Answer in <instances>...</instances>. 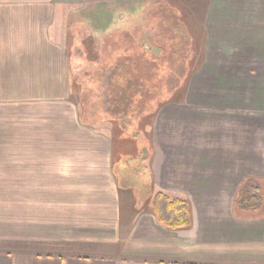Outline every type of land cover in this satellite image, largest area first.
Wrapping results in <instances>:
<instances>
[{
    "label": "rangeland",
    "instance_id": "374dc122",
    "mask_svg": "<svg viewBox=\"0 0 264 264\" xmlns=\"http://www.w3.org/2000/svg\"><path fill=\"white\" fill-rule=\"evenodd\" d=\"M183 1L95 0L66 6L56 46L47 48L48 64L39 44L31 49L43 53L31 54L29 63H10L0 70L8 74L0 81V251L70 254L62 238L70 225L63 223L62 212L75 196L86 202L102 199L97 195L103 191L94 187L105 179L88 175L99 169L87 165L96 159L117 161L114 156L138 154L131 158L139 165L128 164L118 177L124 184L144 185L142 162L151 159L152 171L154 158L166 169L172 167L167 159L174 158L178 176L216 173L224 168L210 165L223 156L217 148L228 138L245 146L250 129V150L242 148L241 153L252 154V165L241 174L252 173V183L260 187L262 180L264 186V53L207 54L202 23L189 20L201 19L204 7L199 3L195 13L185 11ZM19 65L27 69L10 68ZM234 65L235 71L229 68ZM231 76L252 79V101L234 102L228 114L218 108L214 80ZM21 80L33 86L5 83ZM124 96L131 107L122 115L114 108L123 109L118 103ZM118 125L136 141L116 142L115 132L120 140L126 137ZM167 126L182 140H172L171 132L163 131ZM203 158H209L208 165L200 162ZM79 162L86 165L74 166ZM65 174L80 176L73 181ZM106 182L117 181L110 174ZM138 193L147 192L142 186ZM146 201L122 195L123 221L153 218Z\"/></svg>",
    "mask_w": 264,
    "mask_h": 264
},
{
    "label": "crops",
    "instance_id": "0c3cea01",
    "mask_svg": "<svg viewBox=\"0 0 264 264\" xmlns=\"http://www.w3.org/2000/svg\"><path fill=\"white\" fill-rule=\"evenodd\" d=\"M90 1L95 0H0V70L9 69L10 63H29L31 54L43 53V50L33 52L31 49L39 44L46 49L45 62L48 64L47 48L56 46L54 37H59L57 24L64 17L66 6L79 7ZM186 1L189 0L183 1L185 11L191 8L195 13L199 3L204 7L200 13L201 19L192 17L189 20H200L202 23L201 29L205 32L202 36L207 38V54L264 53V0L189 1L188 4L193 7ZM194 13L192 15L196 16ZM33 61L36 62L35 59ZM224 62L226 64L227 60L224 59ZM239 64L242 65L241 61ZM236 66L229 68L235 71ZM10 68L27 69V66ZM7 76V73L0 72V81ZM214 81L218 82L215 89L218 108L226 110L228 114H231L234 102L252 101V79L231 76L217 77ZM5 83L10 86H33L24 80ZM1 85L3 82H0ZM170 130L169 126L163 127L165 132ZM250 132L248 129L246 141L242 143L245 146H241L239 140L232 143L228 138L229 143L226 141L225 145L224 141L217 148L218 155L222 153L223 156L217 157L210 165L224 168L216 173L178 176L176 170L172 169L177 164L174 158L167 159L168 165L172 166L168 169L159 167L164 163L154 158L152 171L149 168L151 159L142 162L146 166L144 185L139 182L124 184L118 181V177L128 171V164H137L138 159L115 161L112 157L90 161L87 164L89 167L99 169L88 175L105 179L103 185L94 187L96 191H103L97 195L102 199L86 202L79 200L80 196H75L76 200L70 202L62 212L63 223L70 225V233L62 236L63 243L70 247L71 253L56 255L0 251V264H264V200L261 208L252 215L242 216L236 211V200L243 181L246 177L252 179V173L241 174L252 165V154L244 157L245 154L241 153L242 148L250 150ZM180 135L184 138L183 134ZM171 136L172 140H182L175 132ZM208 160L203 158L200 162L208 165ZM76 165L80 167L86 164L79 162ZM28 173L27 169V179ZM110 174L117 181L113 185L106 182ZM63 176L75 181L80 175ZM262 179L264 181L263 176ZM142 186L147 192L145 196L137 194ZM57 194L64 198V195ZM125 194L135 200L147 198V201L158 194L188 199L191 225L177 230L168 229L158 222L155 215L153 218L135 220L132 224L128 217L123 221L119 201ZM149 203L151 200L146 206ZM26 204L30 206L29 202ZM35 234L42 236L41 233Z\"/></svg>",
    "mask_w": 264,
    "mask_h": 264
},
{
    "label": "trees",
    "instance_id": "16d2710c",
    "mask_svg": "<svg viewBox=\"0 0 264 264\" xmlns=\"http://www.w3.org/2000/svg\"><path fill=\"white\" fill-rule=\"evenodd\" d=\"M145 73L148 72V68L144 67ZM153 69H155V66L153 65ZM146 80L143 79L142 82H145ZM142 84V83H141ZM140 94V92H139ZM135 95V94H134ZM127 96V95H126ZM124 96L121 100H119L118 104H121L123 109H117L115 106L114 111L120 112L119 114H127L130 112L131 105L129 106L128 103V97ZM131 99V97H130ZM119 110V111H117ZM117 113V114H118ZM142 123V120L139 121ZM127 126V124H126ZM119 132L122 135H125V129L121 126H117ZM118 132V133H119ZM115 141L122 143L125 142L124 140H129L130 142H135L136 138H130L128 136L124 137L123 140L119 138V135H117V132H115ZM118 140V141H117ZM114 141V142H115ZM129 157L132 156H138V154L132 153V154H124L121 157L117 155L114 156L117 161L119 159H122V157ZM253 180H246L242 187L240 188V191L238 193V197L236 200V208L237 210H241L244 212H256L258 211L262 204H263V196L261 195V189L259 185H254L252 183ZM151 207H152V213L157 217V220L160 224L165 226L168 229L177 230L181 228H188L191 225V208L190 204L185 199L180 198H170L167 196H163L161 194H158L156 197L151 199Z\"/></svg>",
    "mask_w": 264,
    "mask_h": 264
}]
</instances>
